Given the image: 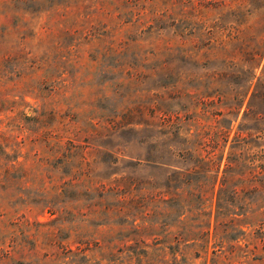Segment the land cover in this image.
I'll return each mask as SVG.
<instances>
[{"label":"rangeland","instance_id":"1","mask_svg":"<svg viewBox=\"0 0 264 264\" xmlns=\"http://www.w3.org/2000/svg\"><path fill=\"white\" fill-rule=\"evenodd\" d=\"M0 264H264V0H0Z\"/></svg>","mask_w":264,"mask_h":264}]
</instances>
